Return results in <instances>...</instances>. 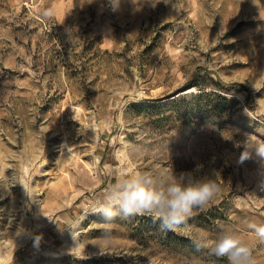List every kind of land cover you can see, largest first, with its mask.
<instances>
[{
    "label": "rangeland",
    "instance_id": "1",
    "mask_svg": "<svg viewBox=\"0 0 264 264\" xmlns=\"http://www.w3.org/2000/svg\"><path fill=\"white\" fill-rule=\"evenodd\" d=\"M113 3L0 0V264H228L191 239L225 229L264 264V168L235 146L264 140V0ZM197 164L220 192L177 231L92 211L122 172Z\"/></svg>",
    "mask_w": 264,
    "mask_h": 264
},
{
    "label": "clouds",
    "instance_id": "2",
    "mask_svg": "<svg viewBox=\"0 0 264 264\" xmlns=\"http://www.w3.org/2000/svg\"><path fill=\"white\" fill-rule=\"evenodd\" d=\"M111 3L115 5L113 0ZM208 124L206 122L202 128ZM235 146L241 149L238 164L254 159L264 168V140L246 135V139ZM202 168V164H197L193 170L178 174L173 169L163 173L122 172L92 211L106 222L117 216L127 219L147 215L158 222L161 231H177L187 224L195 210L206 208L220 192L215 181L196 175ZM247 229L264 243V224L248 222ZM191 239L197 251L207 250L210 255L226 259L228 264H253L252 248L237 232L225 229L214 236Z\"/></svg>",
    "mask_w": 264,
    "mask_h": 264
},
{
    "label": "trees",
    "instance_id": "3",
    "mask_svg": "<svg viewBox=\"0 0 264 264\" xmlns=\"http://www.w3.org/2000/svg\"><path fill=\"white\" fill-rule=\"evenodd\" d=\"M191 87H198L201 91L189 96L190 100L194 103L192 105V110L195 111L201 118H210L213 120L220 118V114L223 111L221 102L227 101L226 97L220 93H216L215 91L203 89L196 83H193ZM218 88H222L225 91H230L236 88L241 91L246 90L242 84H222L218 85Z\"/></svg>",
    "mask_w": 264,
    "mask_h": 264
},
{
    "label": "water",
    "instance_id": "4",
    "mask_svg": "<svg viewBox=\"0 0 264 264\" xmlns=\"http://www.w3.org/2000/svg\"><path fill=\"white\" fill-rule=\"evenodd\" d=\"M190 89H191V88H188V89L184 90L183 92L188 91V90H190ZM180 93H182V92L177 93L175 96L179 95Z\"/></svg>",
    "mask_w": 264,
    "mask_h": 264
}]
</instances>
